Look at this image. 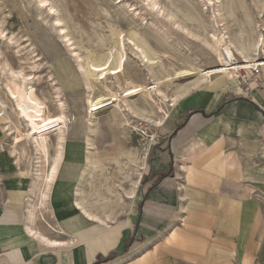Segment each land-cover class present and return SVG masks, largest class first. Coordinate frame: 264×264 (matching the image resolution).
Instances as JSON below:
<instances>
[{
  "label": "crops",
  "instance_id": "1",
  "mask_svg": "<svg viewBox=\"0 0 264 264\" xmlns=\"http://www.w3.org/2000/svg\"><path fill=\"white\" fill-rule=\"evenodd\" d=\"M158 134L133 198L116 195L124 213L98 214L113 199L88 196L102 221L76 202L82 154L63 161L34 222L30 175L0 154V264H264V82L215 77Z\"/></svg>",
  "mask_w": 264,
  "mask_h": 264
},
{
  "label": "rangeland",
  "instance_id": "2",
  "mask_svg": "<svg viewBox=\"0 0 264 264\" xmlns=\"http://www.w3.org/2000/svg\"><path fill=\"white\" fill-rule=\"evenodd\" d=\"M152 2L159 3L157 6L159 8H155V10L159 9L158 12L157 10L152 12ZM221 2L220 7L233 12L235 16L233 17L235 23L232 22L230 30L232 36L236 39L240 36L239 38L244 41L248 39L247 43L254 42L257 39L258 24H263L264 20L260 18L261 15L264 16V0H221ZM49 4L54 6L56 13L50 15L49 8L42 7L40 0H0V107L4 108L3 113L13 128L12 133H9L4 122H0V154L5 152L11 156L13 162L16 161L17 167L30 175V183L36 180L34 171L38 167L37 156L31 144L32 137L28 139L31 143L27 140L24 146L17 147L15 143V137L20 134L17 129L24 134H27L28 129L25 122L19 118L15 103L8 91V86L11 87L10 81L13 79L19 82L22 81V77L32 80L39 96L47 102L46 109L51 115L58 114L56 104L61 99L66 114L72 116L76 120V125L80 127V129L71 128L69 142L84 143L80 133L86 124L88 101L81 80L82 73L79 72L77 65L81 62L85 65L91 61L99 62L106 57V51L114 43L108 33L110 25L126 33L135 31L143 39L145 38L144 40L154 51L167 53L170 59L164 58L160 68L154 71L158 77L159 74L161 77L169 75L180 69L182 63L189 62L187 57L178 52V49L174 50L168 42H173L176 48L190 51L199 57L206 69L219 66L214 54L199 43L188 39L177 26L183 25L181 27L200 35L214 30L213 24L200 15L205 7L201 0H49ZM56 18L60 19L61 23L58 24ZM220 31L221 28L218 32ZM261 51L263 52V49ZM124 59L134 80L141 82L149 78L143 68L135 62L129 46L125 48ZM11 68L21 71V76L13 77ZM262 71L260 80L263 83L264 69ZM239 75L238 82L242 85L252 83V70H241ZM243 75H247L250 79L247 83L243 81ZM215 77L221 78L222 75ZM111 82L116 84V80L110 78L104 83L109 85ZM116 86L119 87L118 84ZM96 89L99 95L104 87L99 85ZM133 103L141 107L144 106L145 99L139 98ZM114 116V109L107 110L98 119L97 132L93 137L97 149L96 155L106 170H102L91 181V185L103 186L107 196L113 199L107 207L98 208L96 210L98 214L112 215L125 212L126 200L120 202L117 199L116 185L121 183L128 188L130 183L126 185L124 181L122 182L117 172L116 161L129 164L130 155L136 159L143 158L144 154L149 155L143 170L145 172V169L151 166L156 154L155 147L161 140L158 128L146 120L135 121L138 126L140 125L139 129L149 138L146 134L124 130L122 123L116 121ZM52 139L54 141L55 138ZM24 150L27 151V155L23 154ZM71 150L78 149L71 148ZM72 151L70 154L74 153ZM15 152H22L19 161V154ZM131 180L135 181L136 177L132 176ZM45 217L50 220L49 215L46 214Z\"/></svg>",
  "mask_w": 264,
  "mask_h": 264
},
{
  "label": "bare ground",
  "instance_id": "3",
  "mask_svg": "<svg viewBox=\"0 0 264 264\" xmlns=\"http://www.w3.org/2000/svg\"><path fill=\"white\" fill-rule=\"evenodd\" d=\"M201 2H203L205 7L201 10L200 15L213 24L214 30L200 35L193 33L190 29L181 27L183 25L177 26L178 29H181L180 32H183L188 39L199 43L204 49L214 54L219 62L217 68L206 69L199 57L190 53V51L187 52L184 49L176 48V44L173 42H168V45L174 50L178 49V52L187 57L189 62L182 63L180 69L169 75L161 77L159 74L158 77L154 71L160 68L164 58H169L167 53L154 51L144 40L145 38L143 39L131 29H129L131 31L126 33L116 26H109L108 33L114 43L106 51V57L99 62L91 61L87 65L81 62V64L79 63L80 65H77L79 66V72L82 73L81 80L87 93L88 101L85 116L86 124L80 133L84 143L69 142L71 128L80 129V127L76 125V120L72 116L69 117L66 114L65 105L61 99L56 104L58 114L51 115L50 111L46 109L47 102L39 96L35 85L32 84V80L22 77L20 82L16 79L10 81L11 87L8 86V91L15 103L19 118L25 122L28 129L27 134L17 129L20 134L15 137V143L17 147L18 145L24 146V143L32 137L33 143L28 141L33 145L37 156V162H35L38 167L34 171L36 180L33 182V186L31 185V194L27 199L28 220L30 222H34L38 215L44 219L42 214L48 204L52 186L58 180L63 161L70 156L74 158L81 154L83 155L84 165L79 175L76 202L78 207L90 218L102 221V219L91 214L89 210L90 198L88 196L96 197L102 205L107 204L109 200L103 186L94 187L91 185V181L102 170H106V167L103 166L96 155L97 149L93 137L97 132L98 119L107 110L114 109V117L116 121L122 123L124 130L146 134L139 129L140 125L138 126L136 119L146 120L155 128H161L167 116L178 108L183 99L192 92L202 88V86L211 84L213 77L222 75V79L236 84L240 78L239 73L241 70H253L256 66L264 69V20L262 21L263 24H258L257 39L252 43H247L248 39L244 41L239 38L240 36L237 39L232 36L230 30L232 24L235 23L233 18L235 16L233 12L226 11L220 7L221 0H201ZM152 3L153 12V10H157L155 8L159 6V3ZM40 4L42 7L49 8L50 15L55 12V8L51 6L52 4H49V0H40ZM260 18L262 19L264 16L261 15ZM55 21L58 24L61 23L60 19L56 18ZM174 28L176 27L174 26ZM220 28L222 31L219 33L218 30ZM126 46H129L135 62L143 68L144 73L149 77L148 79L139 82L132 78L130 70L127 68V62L124 59ZM262 49L263 52L261 51ZM177 64L179 63L177 62ZM10 70L13 77H20L22 74L21 71H16L13 68ZM109 78L115 79L119 87L117 88L114 82L109 85L104 83ZM99 85H102L104 89H101L102 92L97 95L96 88ZM139 98L145 99L144 106L140 107L133 103ZM3 112L4 108L0 107V122H4L9 133H12L11 122ZM146 136L149 138L147 134ZM52 138H55L54 141ZM70 145H72V149L77 148L78 150L72 151ZM71 151L74 153L70 154ZM15 154H19V161L22 152H15ZM23 154L27 155L28 153L24 150ZM144 158L146 161V154H144ZM129 159V164H123L120 161L115 163L122 182L124 181L126 185L130 183L128 188L118 183L116 185V193L120 194L119 191H123L129 196L128 198H133L135 188H137L143 177L144 167L142 163L140 164V160L143 158L136 159L130 155ZM132 176L136 177L135 181L131 180ZM29 230L31 231L30 228Z\"/></svg>",
  "mask_w": 264,
  "mask_h": 264
},
{
  "label": "built area",
  "instance_id": "4",
  "mask_svg": "<svg viewBox=\"0 0 264 264\" xmlns=\"http://www.w3.org/2000/svg\"><path fill=\"white\" fill-rule=\"evenodd\" d=\"M262 70H263V68L259 67V66H256L255 68H253V70H252L253 71V75H252L253 79H251V82L257 83V84H261L262 83L261 80H260V76H262V74H263ZM242 78H243V81L245 83H247V80H250V79L247 78V75H243Z\"/></svg>",
  "mask_w": 264,
  "mask_h": 264
}]
</instances>
